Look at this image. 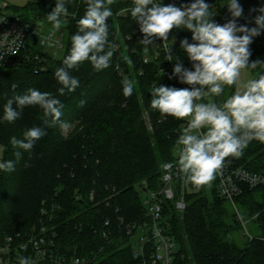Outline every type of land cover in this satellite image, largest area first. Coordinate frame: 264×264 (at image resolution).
I'll list each match as a JSON object with an SVG mask.
<instances>
[{
  "label": "trees",
  "instance_id": "16d2710c",
  "mask_svg": "<svg viewBox=\"0 0 264 264\" xmlns=\"http://www.w3.org/2000/svg\"><path fill=\"white\" fill-rule=\"evenodd\" d=\"M131 1H116L111 5L113 16L106 21L109 40L119 48L114 51L110 67L96 72L89 62L82 64L71 73L80 81L74 93L59 96L61 85L54 72L68 54L71 36L77 32V21L86 9L85 0L68 3L67 7L76 15L65 25L62 56L54 58L48 54L46 71L35 72L30 61L0 69V162L15 159L16 150L10 144L12 136L22 139L26 129L42 126L39 107H26L14 123L2 120L3 106L13 95L29 88L52 93L65 106L61 121L74 127L66 135L60 123L48 128L47 135L35 144L32 152L23 153L15 171L0 170V236L23 230L36 221L40 205H59L53 220L58 231V249L75 250L79 256L95 254L94 264H141L132 253L135 235H128L125 225L146 219L141 203L142 181L148 190L160 187L161 165L173 160L181 121L161 116L150 106L152 86L163 85L167 80L158 73L156 65L139 61L138 53L145 45L139 41L143 34L130 11L117 14ZM205 2L213 5L215 22L222 25L232 18L228 0ZM238 3L243 14L237 24L255 27V17L261 15L259 9L264 7V0H238ZM54 7L55 0H40L14 6L13 10L26 19L46 18ZM191 36L190 31L181 29L182 39L187 38L191 43ZM171 50L183 60L184 67L191 69V62L181 48ZM250 50V62L264 60V31L253 38ZM124 56L133 61L131 66ZM116 63L135 82L131 97L126 98L122 93L124 77L115 68ZM248 70L253 78L264 72V69ZM13 83L18 85L15 91L11 88ZM232 91L234 88L226 87L225 94L216 99L223 102ZM81 100L85 101L83 106ZM144 113L152 130L143 119ZM226 159L233 167L264 175V143L252 141L242 157ZM25 163L30 166L24 167ZM236 201L258 228L257 235L252 239L245 236L242 242L234 241L227 222V201L215 188L210 193L203 190L188 193L182 213L175 211L173 201L164 203V214L171 220L178 246L174 264H264V182L252 189L245 188ZM106 219L110 220L112 230L108 238L101 233L106 228Z\"/></svg>",
  "mask_w": 264,
  "mask_h": 264
},
{
  "label": "clouds",
  "instance_id": "9594fccd",
  "mask_svg": "<svg viewBox=\"0 0 264 264\" xmlns=\"http://www.w3.org/2000/svg\"><path fill=\"white\" fill-rule=\"evenodd\" d=\"M70 0H55V7L46 16L52 25V34L59 31L69 15ZM116 0H85L84 15L77 21V32L71 36V47L62 60V66L55 69L54 77L61 85L59 96L74 93L80 81L71 73L89 62L94 71L100 72L110 67L115 45L109 40V24L113 16L111 5ZM213 5L205 0L176 6L165 5L163 0H132L129 9L133 21L143 34L140 43L155 45L154 38L163 41L164 59L176 61L169 79L178 77L179 82L189 87L176 88L153 85L150 106L164 117L183 121L175 140L177 159L175 164L165 162L161 167L171 170L175 167L181 174L183 183L200 189L211 187L216 176L225 166L226 158L239 159L252 141L264 143V72L255 78L242 80L245 69H264V60L250 62V45L253 38L264 31V7L261 15L255 17V27L238 25L243 14L238 0H228L227 7L231 19L224 24L213 20L216 12ZM174 29L192 33L190 43L187 38L180 41V48L191 62V69L184 67L183 60L172 53L169 34ZM242 34V35H238ZM174 43V38L171 40ZM171 43V44H172ZM23 45L22 41H19ZM174 57H176L174 59ZM129 66L133 61L124 56ZM122 93L128 98L133 95L135 82L124 78ZM18 87L13 83V91ZM234 88L223 102L219 98L225 88ZM85 101H80L83 106ZM26 107L42 110V126H33L23 132V138L12 136L10 144L14 160L0 162V170L13 172L23 158V153H31L35 144L47 135V129L62 122L64 104L52 93L29 88L22 94L8 98L3 106L2 120L14 123L21 118ZM28 163L24 167H29ZM18 264H37L31 257L18 256Z\"/></svg>",
  "mask_w": 264,
  "mask_h": 264
},
{
  "label": "built area",
  "instance_id": "2783aa9c",
  "mask_svg": "<svg viewBox=\"0 0 264 264\" xmlns=\"http://www.w3.org/2000/svg\"><path fill=\"white\" fill-rule=\"evenodd\" d=\"M163 3L165 5L174 3L180 6L187 3V0H163ZM131 6L132 1L121 8L117 14L128 11ZM68 12L66 23L62 24L61 29L53 35L52 25L46 18L41 16L23 18L10 8L6 1L0 0V69L16 67L23 61H30L33 63L35 72L46 71L49 67V58L42 48L64 47L65 25L76 15V12L69 7ZM173 38L174 43L171 41ZM181 40V29H174L166 43L171 48H180ZM19 41H22L23 45H20ZM154 44L141 48L138 53L139 61L142 64L156 65L158 73L167 80L163 85L176 88L189 87L180 83L178 77L169 79L174 68V61L164 59L165 49L162 40L154 38ZM115 46V50H118L119 45ZM115 68L124 78H128L119 63H116ZM141 72L142 70H139V73ZM183 124L184 122L181 121L179 129ZM176 159L177 150L171 163L175 164ZM159 181L160 187L152 190H148L146 182L142 181L144 188L142 193L147 195L142 200L146 219L125 225L126 233L135 235L132 239V253L134 257L141 260V264H174L178 246L171 220L164 214L165 202L173 201L175 211L182 213L188 193L201 190L210 193L215 188L218 195L234 209L236 221L245 227L236 199L242 195L245 188L252 189L263 183L264 175L243 167H233L226 159L224 168L216 176L211 187L197 189L191 184L186 186L175 167L170 171L161 167ZM58 210H60L59 205H40L36 221L23 230L0 236V264H18V256L31 257L37 261V264H94L95 254L79 256L75 250L65 252L57 248L58 231L53 220ZM109 224L110 220L106 219L104 221L106 228L101 232L104 238H108L112 233ZM244 234L249 239L253 238L246 228Z\"/></svg>",
  "mask_w": 264,
  "mask_h": 264
},
{
  "label": "rangeland",
  "instance_id": "374dc122",
  "mask_svg": "<svg viewBox=\"0 0 264 264\" xmlns=\"http://www.w3.org/2000/svg\"><path fill=\"white\" fill-rule=\"evenodd\" d=\"M6 1L10 8L13 9L14 6H23L29 2H38L40 0H3ZM42 51L46 52L47 54H50L52 57L54 58H59L62 56L63 54V48H56V49H47V48H42ZM253 78V74L250 70L245 69L242 71V80L246 81L247 79ZM143 119L145 120V123L148 127L149 130H152V126H151V122L149 120V117L146 113L143 114ZM74 129L73 125L68 126L67 128H62V133L64 135L70 133L72 130ZM176 153V147L173 149V158H174V154ZM1 154H2V149L0 147V158H1ZM147 195L145 193H142L141 195V203L142 200L146 197ZM237 204V208L240 211V214L242 216V220L245 222V227L242 225V223L235 221L234 219V209L232 208V206L227 202L226 206L228 208V216H227V222L229 223V225L231 226V234L233 236V239L235 242H242L245 239V234H244V230L245 228L248 230V232L251 235H257L258 234V228L256 223L250 219L247 218V216L245 215V213L243 212V207L239 204ZM143 205V204H142Z\"/></svg>",
  "mask_w": 264,
  "mask_h": 264
},
{
  "label": "crops",
  "instance_id": "0c3cea01",
  "mask_svg": "<svg viewBox=\"0 0 264 264\" xmlns=\"http://www.w3.org/2000/svg\"><path fill=\"white\" fill-rule=\"evenodd\" d=\"M49 50H51V49H49ZM53 50V49H52ZM50 55V54H49ZM1 147V146H0ZM1 149H2V147H1Z\"/></svg>",
  "mask_w": 264,
  "mask_h": 264
},
{
  "label": "water",
  "instance_id": "95a60500",
  "mask_svg": "<svg viewBox=\"0 0 264 264\" xmlns=\"http://www.w3.org/2000/svg\"><path fill=\"white\" fill-rule=\"evenodd\" d=\"M143 191H144V188H143Z\"/></svg>",
  "mask_w": 264,
  "mask_h": 264
}]
</instances>
